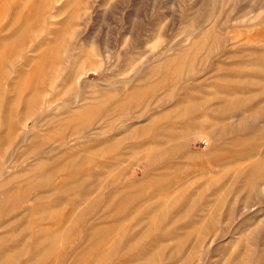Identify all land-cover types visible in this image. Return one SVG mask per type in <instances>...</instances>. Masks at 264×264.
Wrapping results in <instances>:
<instances>
[{
    "label": "rangeland",
    "instance_id": "374dc122",
    "mask_svg": "<svg viewBox=\"0 0 264 264\" xmlns=\"http://www.w3.org/2000/svg\"><path fill=\"white\" fill-rule=\"evenodd\" d=\"M233 35L258 46L233 50ZM221 76L250 86L233 112L264 106V0H0V264H136L145 243L176 238L174 213L143 241L134 239L150 220L128 237L120 228L135 204L165 202L190 172L232 174L240 165H213L196 136L191 149L202 160L192 171H157L140 163L148 149L132 151L142 135L127 132L151 121L175 128L184 121L177 100L231 87ZM239 120L221 119L204 135L221 137L216 155L228 162L250 151L256 160L264 124ZM224 126L234 131L220 134ZM159 174L168 178L152 182ZM222 185L220 202L200 207L206 222L152 264H264V179L255 191Z\"/></svg>",
    "mask_w": 264,
    "mask_h": 264
},
{
    "label": "bare ground",
    "instance_id": "6f19581e",
    "mask_svg": "<svg viewBox=\"0 0 264 264\" xmlns=\"http://www.w3.org/2000/svg\"><path fill=\"white\" fill-rule=\"evenodd\" d=\"M241 11L242 9H238V11L236 12L237 14H239ZM209 34L210 32H207V37L209 36ZM253 36H258V35L254 34ZM232 37H233V41L231 42V46L233 50L241 49V48L244 49L249 47L250 45L254 46L257 45V43H259L253 41L255 38L252 40V37L249 38V40H247L248 39L247 37L246 39L247 41L245 40L244 42L242 40H239L238 36L233 35ZM242 38L244 40V37ZM136 79L137 78L133 80L130 79V81L128 80L127 82L132 84V81H135ZM218 80L223 82H231L232 84L230 85L232 86L223 89L220 86H213L211 91L208 93L207 91L199 90L195 93H192L189 96H186V98L183 97L182 99L177 100L176 102V108L178 112L177 114L179 116V119L180 120L182 119L184 121L179 122L175 128L165 129L164 125L158 123L157 121H151L150 123L143 125L140 128L132 129L129 132H127V134L130 136L134 135L136 137L138 134L142 135V139L139 140V142L132 145V151L135 153L142 148L148 149L147 154H144L142 156V160H140V163L144 166H149L154 164L155 165L154 169L157 171H162L165 168L172 169L174 173H180L182 171L186 173L188 171H192L190 170V167H192L193 165L197 164L200 160H202L199 156L192 153L193 151L191 149V141L193 137L196 136H200L201 140H203L205 144L210 146L209 151L211 152L210 154L212 159L211 163H213V165H217V166H225L226 164L240 165L236 170L233 171L232 174L228 172L224 173L225 172L224 169H221L217 173L209 169L199 173L192 171L189 174L190 178L184 183H182L183 185H181V187H179L180 191L175 196H171L170 198H168V200H166L165 202L149 205V203L152 201V198L150 197V198H143L142 200H140L143 201V203L139 202L142 205L135 204L136 206H138L136 209L137 215L135 214L136 216L134 215V217H132V221L128 223V225H122L120 228L121 232L126 237H128L132 232L133 229L132 226L133 227H136V225L141 226L146 219L150 220L152 225L149 228L143 230L140 236H138L135 239L134 238L132 239L136 241H143V238L145 236L147 237V235H149L152 232L153 228H156L157 221L160 222L163 218H166L167 216L173 213L174 215H176L174 222L179 224V228L175 232L176 238L174 237L168 240L158 238V240L154 242L152 241L149 243L148 242L145 243L140 256L136 257L135 260L133 261L136 264H152L153 261L160 256V254L169 251V249L172 247L177 249V251H180L185 244V239L181 237L182 236L189 237V235L193 233V230L195 228L197 229L205 221V218H201L200 212L202 211L199 212V210H201L200 207H202L203 205H205V207L209 205H216V204H211L210 202V199L213 198L214 196H217L218 197L217 202H220L221 190L223 188H228V185H222V184H239L240 182L241 184H249L248 187H250L251 190H254L259 186V184H261V182L264 179V153L259 154L258 158L256 160H253L255 152L250 151L248 154L242 155L241 157L234 159L231 162H228L223 156L216 155V153L220 152V144L218 142L221 140V137L218 136L217 138H211L212 135H210V133L204 135V133H208L210 130L215 129L217 127V123H219L221 119L223 120L225 118H230V117L233 119L240 118L239 121L241 128L245 126L249 127L250 121L259 125L264 124V106H261V101L257 105H254L252 108L251 107L250 109L248 108L249 110H247L248 111L247 115L246 114L240 115L236 112H233V110L236 109L237 106H241L244 108L246 105L245 99L240 95L242 94L244 95L245 92L248 91V87L250 86L245 84L244 82L243 83L239 82L243 80L241 77L240 79H238V81H236V77L230 78L223 76L219 77ZM98 86H100V84H98ZM100 87H102V89L104 88L103 86ZM111 97L112 96H106V99H104V101H110ZM104 101L99 102L98 105L95 106L96 108L95 112L97 115L101 114L103 109L105 108ZM199 112L202 113V115H200ZM188 115H191L194 118L193 119L189 118L187 120ZM229 130L234 131V128L230 126H224L223 129L220 130V134H224ZM117 143L118 140L113 139V143H112L113 146H115ZM98 150L99 149L97 148L95 151L89 152V154H93V153L98 154L99 152ZM169 155L174 156V159L167 160L166 158ZM124 156H125L124 154H121L116 158L114 157L115 159L110 162V165L111 166H113L114 164L116 165ZM158 158L162 159V161L155 162V160L156 159L158 160ZM206 177H209V179L207 180V182L202 183L201 179ZM166 178L168 177L161 176L159 174L156 175V177H153L151 181L152 182L165 181ZM224 181H226V183H223ZM127 184H131L133 186L137 184V182H129ZM130 187L131 186H129L128 188ZM123 195L124 198L129 197L125 194V192H123ZM119 198L120 197L117 196L116 199H113V203L118 202ZM135 201H139V200H135ZM76 204L77 201H75V203L72 204V207H75ZM10 214L12 213L10 212ZM85 217L87 216L85 215ZM188 217L189 218L193 217L194 219H192L187 223L182 224L183 222L186 221ZM116 227L118 226L117 225L112 226V228H116ZM115 242H113L110 245L111 248L118 245V242L117 243Z\"/></svg>",
    "mask_w": 264,
    "mask_h": 264
}]
</instances>
